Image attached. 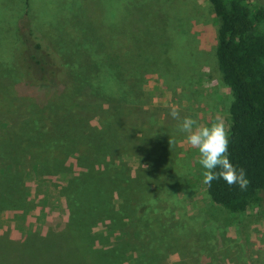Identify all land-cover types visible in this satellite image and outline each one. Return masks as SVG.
<instances>
[{
  "label": "rangeland",
  "instance_id": "374dc122",
  "mask_svg": "<svg viewBox=\"0 0 264 264\" xmlns=\"http://www.w3.org/2000/svg\"><path fill=\"white\" fill-rule=\"evenodd\" d=\"M250 2L264 5V0ZM22 17L41 45L31 51L65 69V95L57 86L43 90L26 74L27 49L17 30ZM216 29L207 0H0V113L29 104L36 111L26 108L27 117L15 129L1 122L0 164H16L24 150L57 163H44L49 172L22 181L24 197L12 198L15 188L0 181V264H131L126 250L118 252L119 260L85 252L89 244L73 236L61 193L67 177L115 163L130 177L145 167L146 178L156 182L164 219L184 236L170 240L167 234L176 232L158 229L167 244L157 242L153 217L149 250L163 258L155 264H264L263 201L237 213L213 204L202 183L199 154L177 128L182 118L192 117L200 126L221 121L228 131L232 97L216 65ZM21 80L38 86L36 96L17 93ZM85 83L91 96L79 95L74 104L81 111L72 112L68 99ZM172 108L176 119L169 115ZM54 112L66 128L42 140L38 124ZM95 142L100 146L91 147ZM75 149L92 150L90 159L84 154L79 163ZM102 205L83 225L90 227L94 247L117 254L114 246L127 219L119 222L122 212L140 222L123 202L111 208L108 192ZM147 261L143 257L139 264Z\"/></svg>",
  "mask_w": 264,
  "mask_h": 264
},
{
  "label": "trees",
  "instance_id": "16d2710c",
  "mask_svg": "<svg viewBox=\"0 0 264 264\" xmlns=\"http://www.w3.org/2000/svg\"><path fill=\"white\" fill-rule=\"evenodd\" d=\"M207 1L210 3L217 19L215 42L217 69L222 82L226 85L232 97L228 106V156L237 168L245 170L249 184L246 190H240L238 186H229L223 180L218 179L214 180L211 186L205 185L206 193L213 204L221 206L228 212H242L250 205L260 201H263L264 210V5L253 4L250 0ZM17 26L20 34L18 38L23 45H26L24 47L27 49L28 63L24 66L26 74L36 80L39 83L38 86L43 90H51L57 86V93L65 95L68 88V82L66 86L64 82L65 78H67L64 73L65 69L61 70L58 66L53 67L47 60L42 58L43 56L35 55L31 51V47L34 50H38L41 45L32 35L25 17H22V21H18ZM32 42L33 45L31 46L30 43ZM29 60L33 63L29 62ZM117 74L118 70L114 75ZM22 80L18 83L16 82V87L19 91L17 93L20 96L35 95L36 93L34 92L38 86L28 84L27 80ZM90 91L89 84L85 83L81 93L72 95L68 99L71 106L69 107L70 111H81L80 107L75 106L74 103L79 95H90ZM31 106L33 105H18L12 111L10 109V112L0 113V124L1 122V125L6 123L8 128L14 129L19 127L21 124L20 118L27 117L26 108L30 109L31 112H36L30 108ZM47 112L50 114L48 110ZM48 119L44 120L42 124H38V133L42 140L49 139L50 141L59 129L66 127H62L60 124L61 117L56 115L55 112L53 115H48ZM3 128L1 127V129ZM1 133L2 131L0 130ZM97 145L100 146L95 142L91 147ZM102 145L107 146V144ZM98 150H100L99 147ZM74 153H77L78 162L82 163L84 162L82 159L83 155L86 154L87 156L84 157L90 159L92 150L87 149V151L83 152L75 149ZM116 158L118 159L119 156H116ZM0 162L2 161L0 160ZM4 162L0 164V175H3L0 181H3V183L7 181L13 189L15 188L16 194L12 198L26 196L27 192L25 189L24 191L22 190L21 185L23 180L36 179L39 178V174L45 171L49 172V170L43 169L44 163L48 166L56 163L54 159L44 160L40 157H35L29 150H24V154L17 160L16 164H11L10 160H4ZM94 170L92 166L87 167V171L81 172V175L67 177V184L63 186L61 192L66 198L70 211L71 229L74 230L75 234L73 236L78 241H80L78 238L80 236L82 240L89 244L84 246L85 252L90 256L96 253L109 259L117 258L119 260L118 252L123 251L125 253L124 250H126L132 255L127 259L131 264H139L143 257L148 260L147 264H155L158 260L163 259L152 254L149 250V246H151L149 222H152L153 217L157 219L156 241L159 243L167 244V239L172 240L171 237H175L179 241L183 234H177L176 229L174 227L171 228L172 225L170 226L164 219L163 216L166 215V210L158 208L155 200L158 192L156 182L150 177L146 178L148 173L145 167L137 168L133 177L127 176L126 172L116 163L112 167H103L102 171L96 170L94 172ZM21 173L23 174L19 177ZM87 175L90 176L88 180L86 179ZM10 179L12 182H10ZM19 182L20 184H18ZM125 188H130L133 191L129 190L127 192V190H124ZM18 190H21L19 196L17 194ZM112 191L117 192L116 197H112ZM106 192L109 195L111 208L115 209L118 202H123L129 211H135L133 215L140 222L137 224V222L131 221L133 218L126 215V212H122L123 217L119 222L123 218L127 219H125L126 222H122V227H125V230L121 231V235L129 240L126 241L123 237L117 239V243L114 246V248H117V254L114 251H108L109 249L103 250L94 247L93 243L90 242L92 236L90 227L85 225L88 224L87 220L91 222L96 218L93 215L96 208L104 209L102 203ZM98 193L100 194L98 195ZM131 199H133V203H131ZM151 199H154L155 204L151 202ZM83 202H85V206L88 205L87 208L83 207ZM138 205L140 208H138ZM139 209H143V211ZM166 219L169 220V218ZM177 221L176 219L175 222ZM83 223L85 224L83 225ZM168 228L176 232V234H171V236L167 234V239L165 234L160 236L158 229L164 231ZM125 245H127V248L125 247L124 249ZM123 259H125V256Z\"/></svg>",
  "mask_w": 264,
  "mask_h": 264
},
{
  "label": "clouds",
  "instance_id": "9594fccd",
  "mask_svg": "<svg viewBox=\"0 0 264 264\" xmlns=\"http://www.w3.org/2000/svg\"><path fill=\"white\" fill-rule=\"evenodd\" d=\"M169 115L176 119L178 111L170 109ZM185 135L187 144L199 154V165L203 169L202 183L211 186L214 180H223L229 186L246 190L249 180L243 168H237L229 159V136L223 122L216 121L200 126L192 117H184L177 125Z\"/></svg>",
  "mask_w": 264,
  "mask_h": 264
},
{
  "label": "crops",
  "instance_id": "0c3cea01",
  "mask_svg": "<svg viewBox=\"0 0 264 264\" xmlns=\"http://www.w3.org/2000/svg\"><path fill=\"white\" fill-rule=\"evenodd\" d=\"M25 219V217H23V220Z\"/></svg>",
  "mask_w": 264,
  "mask_h": 264
}]
</instances>
